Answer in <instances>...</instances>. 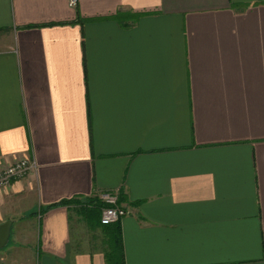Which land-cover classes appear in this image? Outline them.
Returning <instances> with one entry per match:
<instances>
[{"label":"crops","instance_id":"1","mask_svg":"<svg viewBox=\"0 0 264 264\" xmlns=\"http://www.w3.org/2000/svg\"><path fill=\"white\" fill-rule=\"evenodd\" d=\"M22 158L0 264L120 236L125 264H264V0H0V171Z\"/></svg>","mask_w":264,"mask_h":264},{"label":"built area","instance_id":"2","mask_svg":"<svg viewBox=\"0 0 264 264\" xmlns=\"http://www.w3.org/2000/svg\"><path fill=\"white\" fill-rule=\"evenodd\" d=\"M72 8L77 7L78 0H69ZM37 168L36 161L29 158H22L9 164L0 171V190L9 187L13 180L23 178L33 173ZM99 198L103 203L102 207V225H111L121 222L127 216L128 210L119 202V194L116 191H103Z\"/></svg>","mask_w":264,"mask_h":264},{"label":"trees","instance_id":"3","mask_svg":"<svg viewBox=\"0 0 264 264\" xmlns=\"http://www.w3.org/2000/svg\"><path fill=\"white\" fill-rule=\"evenodd\" d=\"M77 200L75 199H71V200H64L60 204H71V203H75ZM80 204H91L94 203L96 201L94 200H85V201H77ZM76 202V203H77ZM97 206L102 209V207L104 206L102 202L98 201L96 202ZM99 224L104 227V228H110L112 226L119 227V223H115V224H111V225H102L101 224V220L99 221ZM107 259H108V264H125L124 262V258H123V254H122V244H121V236L119 237V239L117 238L116 242L113 244L111 252L107 255Z\"/></svg>","mask_w":264,"mask_h":264},{"label":"water","instance_id":"4","mask_svg":"<svg viewBox=\"0 0 264 264\" xmlns=\"http://www.w3.org/2000/svg\"><path fill=\"white\" fill-rule=\"evenodd\" d=\"M12 221L0 224V249L4 248L10 239Z\"/></svg>","mask_w":264,"mask_h":264}]
</instances>
